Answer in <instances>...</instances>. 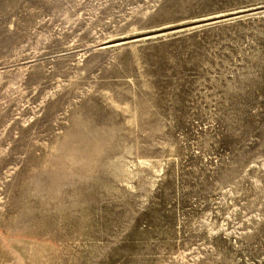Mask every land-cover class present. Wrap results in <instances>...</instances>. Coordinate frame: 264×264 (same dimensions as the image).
Instances as JSON below:
<instances>
[{"label": "rangeland", "instance_id": "rangeland-1", "mask_svg": "<svg viewBox=\"0 0 264 264\" xmlns=\"http://www.w3.org/2000/svg\"><path fill=\"white\" fill-rule=\"evenodd\" d=\"M0 264H264V0H0Z\"/></svg>", "mask_w": 264, "mask_h": 264}]
</instances>
